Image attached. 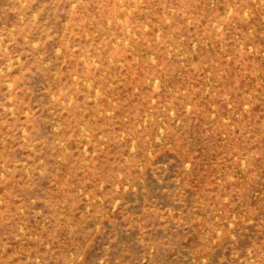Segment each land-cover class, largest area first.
I'll return each mask as SVG.
<instances>
[{
	"label": "rangeland",
	"instance_id": "obj_1",
	"mask_svg": "<svg viewBox=\"0 0 264 264\" xmlns=\"http://www.w3.org/2000/svg\"><path fill=\"white\" fill-rule=\"evenodd\" d=\"M0 264H264V0H0Z\"/></svg>",
	"mask_w": 264,
	"mask_h": 264
}]
</instances>
